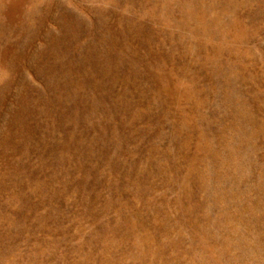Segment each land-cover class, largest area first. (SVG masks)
Returning a JSON list of instances; mask_svg holds the SVG:
<instances>
[{
  "label": "rangeland",
  "instance_id": "1",
  "mask_svg": "<svg viewBox=\"0 0 264 264\" xmlns=\"http://www.w3.org/2000/svg\"><path fill=\"white\" fill-rule=\"evenodd\" d=\"M0 264H264V0H0Z\"/></svg>",
  "mask_w": 264,
  "mask_h": 264
}]
</instances>
